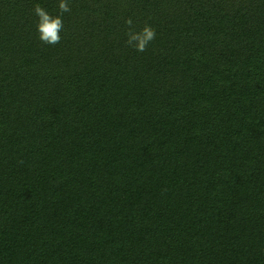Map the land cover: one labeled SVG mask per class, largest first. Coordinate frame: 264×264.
<instances>
[{"label":"trees","instance_id":"16d2710c","mask_svg":"<svg viewBox=\"0 0 264 264\" xmlns=\"http://www.w3.org/2000/svg\"><path fill=\"white\" fill-rule=\"evenodd\" d=\"M36 3L0 0V264H264V0H69L56 45Z\"/></svg>","mask_w":264,"mask_h":264},{"label":"clouds","instance_id":"9594fccd","mask_svg":"<svg viewBox=\"0 0 264 264\" xmlns=\"http://www.w3.org/2000/svg\"><path fill=\"white\" fill-rule=\"evenodd\" d=\"M57 13L51 14L39 3L33 5V13L37 17L36 31L39 40L46 45H56L61 41L60 33L64 29L63 16L71 11L69 0H57ZM127 26L125 33L127 46L138 52H145L149 44L156 39V30L151 25L145 24L139 31L133 27V20L128 17L124 21Z\"/></svg>","mask_w":264,"mask_h":264}]
</instances>
